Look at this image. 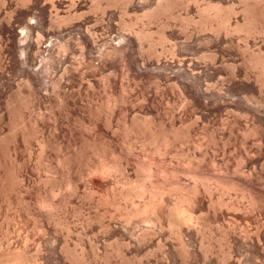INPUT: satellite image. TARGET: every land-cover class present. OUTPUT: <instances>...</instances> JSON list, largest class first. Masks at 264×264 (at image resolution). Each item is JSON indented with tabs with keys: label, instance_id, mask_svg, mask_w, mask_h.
Returning a JSON list of instances; mask_svg holds the SVG:
<instances>
[{
	"label": "bare ground",
	"instance_id": "obj_1",
	"mask_svg": "<svg viewBox=\"0 0 264 264\" xmlns=\"http://www.w3.org/2000/svg\"><path fill=\"white\" fill-rule=\"evenodd\" d=\"M0 194V264H264V0H0Z\"/></svg>",
	"mask_w": 264,
	"mask_h": 264
},
{
	"label": "rangeland",
	"instance_id": "obj_2",
	"mask_svg": "<svg viewBox=\"0 0 264 264\" xmlns=\"http://www.w3.org/2000/svg\"><path fill=\"white\" fill-rule=\"evenodd\" d=\"M74 56L77 58L78 55H74ZM76 58H75V60H77ZM78 60H79V59H78ZM78 60H77V61H78ZM114 69H115V71H114ZM117 69H118V68H117ZM117 69H116V67H111V69L109 68V69L107 70V72H105V73H106V75H107L108 72H109V73H110V72H113V73H114V74H113L114 76L116 75L118 78H119V77L121 78V76H120L121 73L119 72L120 70H119V69L117 70ZM112 70H113V71H112ZM117 71H118V72H117ZM119 73H120V74H119ZM110 74H111V73H110ZM117 74H118V75H117ZM108 75H109V74H108ZM99 78H101V77L98 76V79H99ZM101 79H102V78H101ZM92 80H94V79H92ZM85 81H86V80H84V82H83V83H84L83 86H85V87L88 86V88H89L90 83H88V82H89L90 80L86 82V85H85ZM94 81H98V80H94ZM99 81H100V79H99ZM91 83H92V81H91ZM93 83H94V82H93ZM87 84H89V85H87ZM104 84H105V83H104ZM103 86H106V85H103ZM103 86H101L102 88H101V87H98V86H96V88H95V89L97 90V94H98V92L100 91V92H99L100 95L102 94V96H103V97L101 98V99H103V102L101 103L102 105H104L103 103H105V101L108 102V99L110 100V98H106L107 96H109V95H108L109 93H110V97H111V94H114L113 92H110L109 89H108V90L105 89V87H103ZM85 87H83V88L81 87L83 90L80 89V88L78 87V90H82V92H84V90H85L84 88H85ZM97 87H98L100 90H98ZM106 87L108 88V86H106ZM75 88H76V87H75ZM75 88H74V89H75ZM103 88H104V89H103ZM76 89H77V88H76ZM76 89H75V90H76ZM86 89H87V88H86ZM75 90H74V91H75ZM78 90H76V91H78ZM90 90H92V89H90ZM90 90H88V89L85 90V94H84V93H81V91H79L80 94H81V95H80L81 97H79V99L82 98V100H80L82 104H86V105L91 104L92 102H90V100H93V98H95L94 96L92 97V93H91L92 91L90 92ZM96 90H95V92H96ZM105 90H106V91H105ZM93 91H94V90H93ZM104 91H105V92H104ZM88 92H90L91 94L88 93ZM107 92H108V94H106ZM86 93H87V94H86ZM103 93H104V94H103ZM83 94H84V96L82 97ZM88 94H89V96H88ZM93 94H94V92H93ZM130 94H131V93H130ZM135 94H136V93H135ZM86 95H87L89 98H88ZM136 95H137V97H136ZM136 95H135V97H134V94L132 95V96L135 98V99L132 98V101H133V100L136 101L137 98H138V99H141V98L138 96V94H136ZM104 96H106V97H104ZM112 96H116V95L114 94V95H112ZM130 96H131V95H130ZM86 97H87V98H86ZM177 97H179L178 94H177L176 98H177ZM85 98H86V99H85ZM91 98H92V99H91ZM104 98H105V99H104ZM111 98H113V97H111ZM173 98H174V99H173ZM173 98H171V99L175 100L174 102H176L177 99H175V97H173ZM86 100H89V101H86ZM173 100H171V102H172ZM82 101H83V102H82ZM93 101H94V100H93ZM135 101H133V102H135ZM141 101H143V100L141 99ZM164 101H165V100L163 99L162 105H163ZM166 101H167V100H166ZM86 102H87V103H86ZM167 102H168V101H167ZM169 102H170V101H169ZM178 102H179V100H178ZM178 102H177V103H178ZM136 103L139 104V103H141V102L138 100V101L135 102L134 105H138V104H136ZM177 103L173 104V102H172L171 104H173L174 107H175V105H176ZM106 104H107V103H105V105H106ZM141 104L143 105V103H141ZM165 104H166L167 107L170 105V103H169V104H168V103H165ZM165 104H164V105H165ZM167 104H168V105H167ZM178 104H179V103H178ZM178 104H177V106H178L179 108H181V107L183 108V105H182V104H181L182 106H181L180 104H179V105H180V106H179ZM105 105H104V106H105ZM138 106H139V107H138ZM138 106H137V107L135 106V107L138 108V109H140V108H141V107H140L141 105L139 104ZM170 106H171V105H170ZM170 106L168 107V109H171V110H172V108H170ZM177 106H176V108H177ZM164 107H165V106H164ZM167 107H165V108H167ZM171 107H172V106H171ZM115 108H116V107H115ZM182 108H181V109H182ZM138 109H136V112L139 111ZM141 109H142V108H141ZM141 109H140V112H139V113H141V115H143L144 112H142ZM168 109H167V110H168ZM181 109H179L180 111H178V108H177V111H176V109H174V110H173L174 112L171 111V110H170V111L168 110V111H169V113L173 112V113L175 114V116H177V115H179V113L182 112ZM116 110H117V108H116ZM137 110H138V111H137ZM167 110H166V112H168ZM175 111H176V112H175ZM107 112H108V110L105 109V112H104V116H105V118H107V116H109V113H108V115L106 114ZM116 112H117V113L114 112V115L116 114V116H117V115H118V111H116ZM139 113H135V114H139ZM176 113H177V114H176ZM174 114L171 113V116L174 115ZM144 115H145V114H144ZM144 115H143V116H144ZM168 115H169V114H168ZM104 116H103V117H104ZM116 116H114V117H116ZM149 116H150V114H149V115L146 114V117H149ZM169 116H170V115H169ZM171 116H170V117H171ZM118 119H120V118L118 117ZM118 119H117V117L115 118V121H114V128H117V126L115 125V123H116V121H119ZM83 120H84V119H83ZM7 122H8V121L2 123L1 128H4V125L7 126ZM84 122H86V121H84ZM5 123H6V124H5ZM116 124H117V123H116ZM6 126H5V127H6ZM115 130H117V129H115ZM120 138H121V137H120ZM106 139L108 140L109 137H106ZM131 139H132V140H135V137H134V138L132 137ZM121 140L123 141V139H121ZM132 140L129 139V142H131ZM122 141H121V142H122ZM123 142H124V141H123ZM123 142H122V143H123ZM136 142H137L136 145H139V144H140L139 141L136 140ZM29 143H30V142H29ZM29 143H28L27 145H29ZM34 143H35V142H34ZM34 143L31 142V144H30L29 146H26L27 148H26L25 146H21V149H20V150H21L22 153L19 152V151H17V158H18V161L21 159V158H20L21 155H20L19 153H21V154L24 156V158L27 159V157H29V155H30L29 151L31 152V151L33 150V153H32V155H33L32 157H33V158H32V157H29V158H31V159H29V158H28V159L30 160L29 162H31V165H32V164H35L34 162L37 161V159H36V158H37V152L35 151V149L37 148V146H36ZM124 143H125V142H124ZM134 143H135V141H134ZM134 143H133V141H132V144H131V143H130V144L133 145ZM138 143H139V144H138ZM18 145H20V144H18ZM21 145H22V144H21ZM33 145H35V146H33ZM123 145H124V147H126V146H127V147L129 146V147H130V145H127V144H123ZM125 145H126V146H125ZM136 145H133V146H132L133 149H135L134 146H136ZM30 146H31V147H30ZM121 146H122V145H121ZM24 147H25V148H24ZM124 147H122V148H124ZM127 147H126V148H127ZM129 147H128V149H129ZM137 147H139V148H141V149L143 150L142 145L136 146V148H137ZM28 148H29V149H28ZM32 148H33V149H32ZM34 148H35V149H34ZM26 149H27V151H26L27 153L25 152ZM136 150H137V149H136ZM136 150H135V151H136ZM142 150H141V151H142ZM138 151H140V150H137V152H138ZM141 151H140V152H141ZM143 151H144V150H143ZM23 152H24V153H23ZM137 152H135V153L137 154ZM140 152H138V153H140ZM148 152H149V151L147 150V153H148ZM142 153H143V152H142ZM142 153H141V156H143V157L139 156V154H138V156L141 157L142 159L145 158V157L148 155V154L146 153V156H145V155L142 154ZM144 153H145V151H144ZM18 154H19V155H18ZM24 154H25V155H24ZM27 154H29V155H27ZM149 154H150V152H149ZM151 155H152V151H151V154L148 155L149 157L147 156V158H145V159H149ZM26 156H27V157H26ZM151 157H152V156H151ZM31 160H32V161H31ZM20 161H21V160H20ZM36 164H37V163H36ZM58 177H63V175L60 176V174H59ZM58 177H57V178H58ZM58 180H59V178H58ZM62 180H63V179H61L60 181H62ZM137 190H138V188H137ZM2 195H3V194H0V207H1V208H0V217H1V218H0V222H1V223H0V224H1V225H0V230H1V231H0V232H1V233H0V236H1L0 241H1L2 239L4 240V238H5L4 236H7L6 231L8 232L9 228H11V226H12L13 224L15 225V224L18 223V218H17V215H16V214H17V211H18V207L16 208V206H17V205H16V199L18 198V197H17V194H12V195H10V194L7 195V194H6V195H3L4 198H2ZM147 195H148V194H147ZM8 196H11V197L8 198ZM57 196H58V195H57ZM59 196H60V195H59ZM100 196H101V195H100ZM5 197H6V199H5ZM97 197L99 198V195L96 196V199H98ZM7 198H8V199H7ZM13 198H15V199H13ZM55 198H56V197H52L53 200H56V199L58 200V199H59L58 201H60L61 196H60V198H56V199H55ZM3 199H5V200L3 201ZM6 200H7V201H6ZM57 200H56V201H57ZM1 201H3V202H1ZM8 201H9V202H8ZM10 202L12 203V205L10 204ZM13 202H14V203H13ZM90 202H91V201H90ZM90 202H89V203H90ZM4 203H5V204H4ZM7 203H8V205H7ZM91 203H92L93 206H90L91 209L88 208V209H90L91 211H90V210L88 211L87 209L85 210V208H86L85 206H88V205H89L88 202H87L86 205H84V212H86V213H85L86 215H91V217H92V216L95 217V218L92 217V218H93V219H92L93 222L90 223V226H93V228H94L95 230H92V229H91L92 227H90V226H89V227H90V228H89V227H86V226L83 225L86 229H84L83 226H80V223H81V222H79V220L81 219V217L83 216L84 213H83L82 215H81V213H80V217H79V216L77 217L78 214L76 213V217H75V218H76V219H77V218H78V219L80 218V219H79L78 221H76V219H75V223H74L75 225H74V224H72V225H74V227H76V228L78 227V228H77L78 231L83 229L84 231H83V230H82V231H83L85 234L82 233V232H80V234L82 233V234L84 235V236H83V235L81 234V235H82V236H81L80 234H78V232H77L78 235H77L75 232H72V234L74 233V234L72 235V237H71V236L68 237V239H69L68 241H70V242H71V239H74V240H72V242H71V247H72V248H74V246H75V248L78 247V249H80L79 247L82 246L81 244H82L84 241H85L84 243L87 242V243H89V244H90V243L92 244V241H93V240H95V239L101 237L102 239H98V240H99L98 243H99V245H100V243H102L101 241H102L103 239L106 238V237H105V234H106L105 231H106V230H105L104 228H103L104 230L101 228V226H102L103 224L105 225L106 223L104 222V220H103L104 223H102V219L100 218L101 216H100V217H96V216H98V215H102V213H100V214H98V215H97V214L95 215V212H94L95 210H94V209H96V211H97L98 213H99V211H100V212H102V211H101V210H99V211L97 210L98 208H97V206H96V207L94 206V205H96V204H94V202H91ZM1 204H3L4 206L1 205ZM14 204H15V205H14ZM9 205H11L12 208H9V207H8ZM13 205H14V206H13ZM5 206L8 207V208H6ZM104 206H106V205H103V206L101 205L99 208L102 209V208H104ZM2 207H3V208H2ZM88 207H89V206H88ZM92 207H94V209H93ZM15 208H16V210H15ZM1 209H3V210L1 211ZM13 209L15 210L14 213L12 212ZM92 209H93V210H92ZM104 209H105V210H103V211H106L107 208H104ZM7 210H8V211H7ZM10 210H11L12 213H11V214H8V212L10 213ZM4 211H5V212H4ZM82 212H83V210H82ZM87 212H89V213L91 212L92 214H87ZM97 212H96V213H97ZM78 213H79V212H78ZM104 214L107 215L105 212L103 213V215H104ZM2 215H3V216H2ZM7 215H8L9 217H8ZM105 215H104V216H105ZM15 216H16V217H15ZM5 217H6V218H5ZM7 217H8V218H7ZM13 217H15V219H14L15 222L12 220ZM102 217H103V216H102ZM106 217H108V216H106ZM106 217H105V218H106ZM9 218H10L11 220H10ZM73 218H74V217H73ZM98 218H100V219L98 220ZM103 218H104V217H103ZM4 219H7V220L9 219V220H8V221H7V220L5 221ZM16 219H17V220H16ZM107 219H109V218H106L105 221H106ZM97 220H98V221H97ZM100 220H101V222H100ZM3 221H4L5 224L3 223ZM9 221H10V222H9ZM11 221H13V222H11ZM94 221L97 222V223H95ZM6 222H8V223H6ZM73 222H74V221H73ZM73 222H72V223H73ZM98 222H99V226H98ZM10 223H11V224H10ZM100 223H102V225H101ZM6 224H7V226H8V224H9L10 227L8 226V228H7ZM77 224H78L79 226H78ZM2 225H3V226H2ZM76 225H77V226H76ZM81 225H82V224H81ZM104 225H103V226H104ZM79 227H80V228H79ZM95 227H96V228L99 227V229L96 230ZM1 228H2V229H1ZM4 228H7V229H4ZM81 228H82V229H81ZM87 228H88V229H91V232H90V230L88 231ZM86 230H87V233L85 232ZM98 230H99V231H98ZM102 230H103V231H102ZM3 231H5V232H3ZM92 231H94V232L96 231V233L93 232V233H94V234H93ZM89 232H90V235H89ZM98 232H99V233H98ZM104 232H105V233H104ZM97 233H98V235H97ZM100 233H101V234L104 233V234L101 235ZM91 234H92V235H91ZM215 234H216V233L214 232V236H215ZM74 235H75V236H74ZM86 235H87V236H86ZM93 235H96V236H98V237L96 238V237L93 236ZM99 235H100V237H99ZM107 235H108V233H107ZM107 235H106V236H107ZM2 236H3L4 238H3ZM76 236H77V237H76ZM90 236H91V237H90ZM102 236H104V237H102ZM218 236H219V235H216V236H215V237H216L215 239H218V238H219ZM74 237H76V238H74ZM80 237H81V238H80ZM82 237H83V239H82ZM87 237H88V238H87ZM92 237H93V238L95 237V239H93ZM170 237H171V239H173L172 237H174V236H170ZM217 237H218V238H217ZM70 238H71V239H70ZM77 238H79V239L76 240ZM110 238H111V236H110ZM80 239H81V240H80ZM89 239H90V241L88 242L87 240H89ZM107 239H108V240H107ZM175 239H176L175 237H174L173 240H170V239H169L170 241H168V242L171 243V242L173 241V244L176 245V243H177V239H176V240H175ZM82 240H83V241H82ZM100 240H101V241H100ZM106 240H107V241H106ZM111 240H112V239H111ZM174 240H175L176 242H175ZM73 241L75 242L74 244H73ZM96 241H97V240H96ZM96 241H94L95 244H92V245H98V244H96ZM112 241H113V240H112ZM112 241H111V242H112ZM76 242L79 243V244H78L79 246L77 245ZM105 242H106V243H105ZM87 243H86V244H87ZM103 243H105V245H106L107 243H109V235L107 236V238L105 239V241H103ZM75 244H76L77 246H76ZM99 245L97 246V247H99V248H102V247L105 246V245H104V246L101 245V246H102V247H101V246H99ZM212 245H214V243H213ZM216 247H217V246H215V248H216ZM100 250H101V249H100ZM214 250H215V249H214ZM216 250H217V251H214V255H216V254H215L216 252H217V254H218V247H217ZM160 258H161L160 256H159V258H158V256L155 257V258L153 257V258H151V260L149 259V262H148V261H145L144 263H145V264H147V263H148V264H156V263H157V264H163V263H161V262H162V258H161V259H160ZM154 259H155V260H154ZM158 259H160V260L158 261ZM114 261H116V260H114ZM155 261H157V262H155ZM160 261H161V262H160ZM150 262H151V263H150ZM144 263H143V264H144Z\"/></svg>",
	"mask_w": 264,
	"mask_h": 264
}]
</instances>
